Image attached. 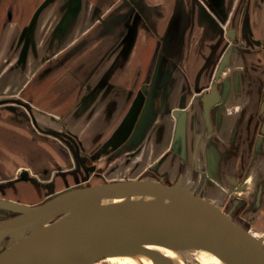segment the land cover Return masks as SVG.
<instances>
[{"label": "crops", "instance_id": "0c3cea01", "mask_svg": "<svg viewBox=\"0 0 264 264\" xmlns=\"http://www.w3.org/2000/svg\"><path fill=\"white\" fill-rule=\"evenodd\" d=\"M117 1L0 0V181L11 182L0 198L35 205L48 191L88 181L83 153L106 164L134 140L141 142L107 171L132 179L144 176L150 162L161 169L177 156L199 163L223 140L243 145L240 119L232 118L249 104L247 62L238 54L219 62L221 33L203 18L201 3L147 0L157 10L146 11L156 15L155 25L133 32L132 25L112 24L107 9ZM261 1L242 14L256 38L264 26ZM171 50L178 56L169 58ZM229 81L247 84L232 93ZM212 83L222 96L216 132L206 125L201 101ZM15 100L18 106L9 104ZM145 114L155 124L148 131ZM42 173L51 174L47 184ZM92 180L100 182L98 175Z\"/></svg>", "mask_w": 264, "mask_h": 264}, {"label": "water", "instance_id": "95a60500", "mask_svg": "<svg viewBox=\"0 0 264 264\" xmlns=\"http://www.w3.org/2000/svg\"><path fill=\"white\" fill-rule=\"evenodd\" d=\"M217 99L213 88L204 98L206 114ZM21 177L29 179V172L23 171ZM163 181L164 178L155 181L142 177L83 183L53 193L35 205L0 198V209L13 212L0 218V243L21 232L26 224L56 209L65 211L66 206L83 197L144 196L158 204L104 209L66 218L13 245L0 244V264H91L142 244L178 242L207 246L237 264H264V251L229 213L193 193V184L183 185V176L174 184Z\"/></svg>", "mask_w": 264, "mask_h": 264}, {"label": "rangeland", "instance_id": "374dc122", "mask_svg": "<svg viewBox=\"0 0 264 264\" xmlns=\"http://www.w3.org/2000/svg\"><path fill=\"white\" fill-rule=\"evenodd\" d=\"M201 3L203 8L202 15L205 20L208 21L207 18H210L215 24H217L225 33V37L229 41V45L226 46V49L223 51L221 55H219V62L225 60L226 57L229 55H235L236 58H243L244 56L240 53V46L238 45L237 40L231 41V39L227 36V30L233 27H236L234 23H236V15L235 18H231L233 13H236L237 10H242V6L245 4L246 0H197ZM147 0H119L116 2L115 6L107 9V13L109 17H112V24L120 25L124 28H128V25L131 24L133 26L132 31L134 32L136 29L144 30V27L147 28L151 27L153 24V19H155L156 15L153 16L146 14V11H149V8L152 9L155 13L157 12L156 8L153 6L149 7ZM155 5V4H154ZM242 5V6H241ZM257 9L262 10L264 14V3H260L256 6ZM201 8H198V10ZM118 11H121L119 13ZM226 11L230 12L229 14ZM236 11V12H235ZM161 15V14H159ZM160 20V18H158ZM237 24V23H236ZM158 57H162L163 53L161 51L160 45L158 46ZM238 50V51H237ZM249 49L244 48V52L248 51ZM169 58H174L176 55L173 50L170 51ZM263 53V51H261ZM251 61V58H250ZM256 62V60H253ZM251 67H247L245 69L247 73L255 74L260 72L261 70L257 71L254 70L252 67L255 66L252 62H250ZM240 68L236 70H228V75L233 73H237ZM245 70H243L245 72ZM234 71V72H233ZM242 72V73H244ZM264 73V70L263 72ZM239 74H237V77ZM259 77H255L254 81H250L249 86V105L251 111V118L254 119V128L251 127L250 132L247 131L246 138L251 137L250 141L252 143V139L257 134V121L260 124L263 120V115L260 114V104L263 99L264 94V75H258ZM253 77V75H251ZM231 78V77H230ZM239 79V78H238ZM216 83V82H215ZM215 83H212L207 89L211 86H214ZM247 84V82H237V81H229V84L225 86L227 92H235L237 88ZM244 89V86L242 87ZM144 91V89H143ZM7 100L17 99V96L6 97ZM18 101L10 102V105L18 106ZM29 104H27L28 106ZM154 112V116H155ZM235 116V115H234ZM148 114L143 115V118L147 119L144 122V125L147 127V131L151 127H155L154 123H150L148 119ZM152 122V121H151ZM157 124V123H156ZM228 125V124H225ZM223 130V129H222ZM221 130V132H222ZM145 133V132H144ZM228 131L224 132L223 134H227ZM255 140V139H254ZM141 142V139L138 141L134 140L132 145H127L121 148L119 151L115 150L114 153L108 159V163L100 164V160H97L93 157L92 154L88 155L87 153H83L80 158V163H82L83 167L86 169L88 183L90 185H94L96 183L93 182V177L97 176L100 178V182L104 183L109 181L115 180H124V179H131V178H123V175H119L118 169L111 170V172L107 171L110 167L113 169L115 166L118 167V158L122 156L121 153L124 151L132 150L136 148L137 144ZM223 144V145H222ZM219 146L208 147L207 150L211 151L212 154L207 156L206 160H203L199 163H195L193 161L184 160L181 156H177L173 162H170L168 166L164 169L160 168V162L154 161L150 162L147 165V169L142 173L145 174L144 178H151L154 180H160L164 178V183L170 185L174 184L180 176H183V184L189 185L193 184L192 192L196 195L203 197L219 208H221L224 212L229 213L232 220L246 228L251 235L255 238L258 245L264 251V194L261 196L260 204H256V197H257V190H258V183L259 181L263 182L264 184V143L254 144L249 146V149L245 148L244 152L238 155L239 149L235 146H230L223 140V143ZM260 145V146H259ZM92 150V149H91ZM176 150V147H175ZM238 150V151H237ZM249 151V152H248ZM248 153H250L248 155ZM124 156V155H123ZM239 156V157H237ZM89 158V159H88ZM123 158V157H121ZM85 159H88L85 161ZM103 165V166H102ZM76 167V165H75ZM60 169V168H59ZM55 169V173H59L60 170ZM92 169V170H90ZM59 171V172H58ZM247 171V177H244L245 172ZM52 173V174H55ZM44 178H40L43 184H47L51 174H44L42 173ZM130 176V175H128ZM141 176V175H140ZM230 176H235L241 180V184L239 186L233 185L229 181ZM138 177L137 178H142ZM10 181H0V190L5 185H9ZM46 193V197L44 200L48 199L50 195ZM62 192V191H61ZM59 193V192H58ZM43 200V201H44ZM41 201V202H43ZM39 202V203H41ZM38 204V203H36ZM71 207L68 208L64 213L68 212ZM59 211L55 213L56 217L64 214H59ZM13 215V212L7 209H0V218H7ZM1 244V243H0ZM204 259V256L201 254H190L188 260L193 262L194 260ZM91 264H119L118 262L104 257L96 262Z\"/></svg>", "mask_w": 264, "mask_h": 264}, {"label": "bare ground", "instance_id": "6f19581e", "mask_svg": "<svg viewBox=\"0 0 264 264\" xmlns=\"http://www.w3.org/2000/svg\"><path fill=\"white\" fill-rule=\"evenodd\" d=\"M157 181V180H155ZM184 185V184H183ZM213 203V202H212ZM158 205L151 197L144 196H123L117 197L108 195L103 198L83 197L74 201L69 206L71 209L64 213L60 212V208L55 211L49 212L46 215L26 224L21 232L13 233L5 237L1 241V245L10 246L23 239L29 237L37 231L46 229L55 223H58L66 218L82 215L94 211L120 208L127 206H151ZM59 211L62 214L58 217L55 213ZM260 247V246H259ZM261 248V247H260ZM201 254L204 259L188 260L190 254ZM119 264H237L231 259L227 258L215 249L209 248L204 245L195 243H147L142 244L134 249H124L106 256Z\"/></svg>", "mask_w": 264, "mask_h": 264}, {"label": "flooded vegetation", "instance_id": "af4514ba", "mask_svg": "<svg viewBox=\"0 0 264 264\" xmlns=\"http://www.w3.org/2000/svg\"><path fill=\"white\" fill-rule=\"evenodd\" d=\"M262 1L264 2V0H262ZM262 1H261V3H262ZM252 3H253V0H246L245 4L243 6L241 5L243 7L242 10L240 7V9L237 10V12L235 11L236 13H233V15H232L233 18H235V15L237 18L235 20L237 24L234 23V25H236V27H233V28H230L227 30V36L231 39V41L237 40L238 45L241 47L240 52L237 50L238 51L237 53H240L244 56L243 58L245 59L244 61L247 62V67L248 68L251 67L250 62H252L255 65L252 67L254 70H257V71L261 70L260 72L256 73V75L250 74V72L247 73V71L245 70V77L247 78L248 83L251 80L254 81L255 77H259L258 75H261V76L264 75V73H261L264 70V26H262L263 29L261 27L258 29V34H259L258 37L259 38H256L252 29L249 27L251 19H248L246 22H243L242 14H243L244 10L248 6L250 7V5ZM200 8H201L200 10L202 13V11H203L202 6ZM226 13L229 14L230 12L226 11ZM207 19L209 20L210 18H207ZM211 22L213 23V26L215 27V29H217L221 33V38H219V42H220V46L223 45L224 50H225L226 46H228L230 44L229 41L227 40V37H225V34H224L225 32L217 24H215L212 20H211ZM128 26H131V24H129ZM232 30L234 31L233 33H231ZM224 43H225V45H224ZM244 48H247L249 50L244 52ZM261 51H263V53H261ZM250 58H251V61H250ZM254 59L256 60V62L253 61ZM247 67L245 69H247ZM251 75H253V77H251ZM213 88H216V90H217L218 99L209 108L208 114H206L204 98L206 95L211 94ZM250 88H248V90ZM221 100H222V96H221L220 91L218 90V87L216 85L211 86L209 88V90H204L202 93L201 101H202V107H203V116H204V119H205V122H206L208 129L210 131H213V132H216V119H217V117L214 114V108L221 102ZM263 104H264V94H263V99L261 101L260 109H259L260 114H262L264 117V106H263ZM249 109H250L249 105H247V104L243 105L240 112L237 113L235 116H233L234 118L231 117L232 119H237V117H239L240 121L238 122V125L242 126V130L241 131L238 130L237 132H241L240 133L241 137H242L241 141L244 143L241 146H235L237 149H239V154H240V152L242 154L244 152L245 148L249 149V146L254 145L255 143L260 144V145L262 143H264V118L260 124V127H259V122L258 121L256 122L257 123V134L254 137L255 140L252 139V143H251V141H250L251 137L246 138L247 131L249 130L248 132H250L251 127L253 126L252 128H254V126H255V125H253L254 124V119H253L254 117L251 118V115H250L251 111ZM176 111L178 112L177 114H176ZM176 111H174V114L176 116H179L180 112L178 110H176ZM233 126H235V125H233ZM228 141H230V139ZM230 146H234V145H230ZM249 154L250 153H248V155ZM85 161H87V159H85ZM90 170H92V169H90ZM247 175H248V173L246 171L244 177H247ZM229 181L235 186H239L241 184V180L235 176H230ZM257 187H258L257 197H256L257 200L255 203L260 204L261 196L264 194L263 182L259 181Z\"/></svg>", "mask_w": 264, "mask_h": 264}]
</instances>
